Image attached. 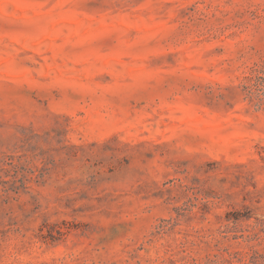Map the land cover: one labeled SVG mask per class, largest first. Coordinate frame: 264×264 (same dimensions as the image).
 <instances>
[{
  "label": "rangeland",
  "instance_id": "rangeland-1",
  "mask_svg": "<svg viewBox=\"0 0 264 264\" xmlns=\"http://www.w3.org/2000/svg\"><path fill=\"white\" fill-rule=\"evenodd\" d=\"M263 65L264 0H0V264H264Z\"/></svg>",
  "mask_w": 264,
  "mask_h": 264
},
{
  "label": "trees",
  "instance_id": "trees-1",
  "mask_svg": "<svg viewBox=\"0 0 264 264\" xmlns=\"http://www.w3.org/2000/svg\"><path fill=\"white\" fill-rule=\"evenodd\" d=\"M257 77H256V80L258 81V82H262V83H264V65L261 67V69L259 70V71H257ZM245 91L246 92H248V90L247 89H245ZM249 93V92H248ZM263 96H264V90H263ZM263 101H264V99H263ZM260 104H259V106L260 105H262V102L260 101L259 102Z\"/></svg>",
  "mask_w": 264,
  "mask_h": 264
}]
</instances>
